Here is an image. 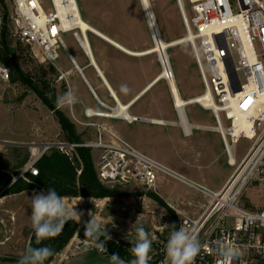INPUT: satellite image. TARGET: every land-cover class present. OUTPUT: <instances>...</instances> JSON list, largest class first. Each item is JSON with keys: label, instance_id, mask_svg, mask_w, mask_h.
<instances>
[{"label": "rangeland", "instance_id": "374dc122", "mask_svg": "<svg viewBox=\"0 0 264 264\" xmlns=\"http://www.w3.org/2000/svg\"><path fill=\"white\" fill-rule=\"evenodd\" d=\"M149 2L156 18L161 39L165 44L169 45L181 40L188 34L190 29H188L186 20L189 21L192 15L190 0H149ZM77 4L84 21L131 52L143 53L156 46L141 0H77ZM44 7L45 10H52L50 1H47ZM12 14L11 0H0V32L3 29L4 20H6L8 42L15 54L16 64L22 70L27 82L31 83H24L20 75H16L13 80L11 77L10 83L0 89V140L6 142V146H0V178L3 179L19 174L23 168L21 167L22 163L34 153L35 148L26 147L27 144L70 140L58 120L57 111L63 112L75 126L79 142H96L97 136H99L98 128L89 125L90 123L97 124L93 121L94 118L86 120L78 114L79 107L82 105L80 98H90L91 94L81 83L80 76L76 72L72 71L71 75L66 74L67 70L72 68L71 59L66 51L63 48L60 49L61 58L56 66L44 62L37 50H31L21 44L11 34ZM74 32L81 35L79 30ZM74 32L64 34L63 40L68 50L77 59H81L84 58V52L75 39ZM191 32L195 34L194 31L191 30ZM88 37L95 56L107 70L108 77L117 80L120 87H127L129 92L133 90L134 95L163 73V66L158 53L142 56L126 54L93 33L89 32ZM0 47H2L1 42ZM166 53L173 70V79L181 97L188 100L203 95L204 84L196 61L194 42H181L179 45L167 47ZM10 72L12 73V68H10ZM73 83L76 84L73 85ZM32 85L41 91L44 97L32 89ZM47 86L48 90H44V87ZM69 89L74 91L78 98L77 102L63 107L58 106L57 97ZM119 95H121L120 92ZM44 98L50 101V106L45 103ZM108 105L102 107V110L98 112H116L117 104L115 101ZM132 108H134L133 113L136 116L141 115L148 120L143 124L150 128L149 133L147 132V138L139 137L137 142L128 141L125 137L122 140L145 155H151V151L160 150V152L167 153L173 149L172 155L176 163L194 170L196 169V161L190 163L185 154L196 156V147H199L200 150L208 149L200 161L202 165L200 173L205 180L198 182L211 190H217L222 186L225 177L233 168L227 163L228 155L224 150L219 134L209 133L215 131L208 129L197 130L195 135L190 137L181 135L182 140H180L171 132L172 125L160 126L149 122L153 119L164 122L176 119L175 104L170 93L168 79L163 78L151 87L134 103ZM186 112L191 123L217 128L213 114L208 108L193 104L186 107ZM91 113L95 114L96 112L91 111ZM97 125L101 127L102 133H106V137H103L104 144H120L117 139L109 134L107 127ZM223 126L225 128L229 126L225 119ZM136 131L142 134L143 127L136 125ZM183 139L187 143H184ZM252 143L251 140L245 138L239 140L235 147L238 161L246 155ZM90 149L96 174L105 187L128 194L143 193L142 196H119L98 204L99 207L103 208L102 216L111 218L113 221L112 225L117 230V239L115 240H123V242L136 240L137 242L135 227L143 226L152 241L149 254L153 255L154 259L158 257L156 262H159V258L160 262H163L164 256L167 254L164 248L170 233L177 224L175 218L179 224V216L171 210L168 205L170 203L165 202L168 206L165 207L161 202L148 196L147 193L153 192L163 195L164 190L159 185L154 191L147 190L139 182L121 184L117 182L107 183L101 180L99 165L102 156L109 150L106 148ZM167 186L170 188L173 186L181 194L178 199H181L183 203L180 201L173 202V204L183 211L189 210L186 205L188 199L203 201L199 193L178 182ZM3 189L4 187L0 184V193ZM246 197L253 200L257 207H263L264 197L257 185L249 187L245 194ZM65 205L67 208L69 207L68 204L65 203ZM89 207L94 208L95 203L93 201L91 203L81 201L73 206L78 214V209ZM0 212L2 213V211ZM136 221L137 224L131 227ZM2 234L9 237L6 243L1 242V240H5L4 236L1 237ZM16 235L13 231H8L6 234L0 231V264H17L19 258L24 254L27 248L26 243L24 240L18 239ZM77 248L85 249L79 246ZM162 250H164L163 254L161 253ZM100 253L94 246L88 245L86 251L74 262L77 264H103L104 261H101Z\"/></svg>", "mask_w": 264, "mask_h": 264}, {"label": "built area", "instance_id": "2783aa9c", "mask_svg": "<svg viewBox=\"0 0 264 264\" xmlns=\"http://www.w3.org/2000/svg\"><path fill=\"white\" fill-rule=\"evenodd\" d=\"M47 1L51 3V11L45 10ZM190 2L192 15L186 22L189 31L195 33V55L204 92L211 93L209 110L229 159L234 157L231 147L236 146L241 138L253 142L246 155L235 162L223 187L213 191L189 181L110 131L109 134L120 144H104L101 127L94 123L89 125L98 128L96 142L69 140L27 144L26 147L35 148L37 153L19 174L12 176V182L19 179L30 182L29 174L39 175L38 161L53 149L72 158L78 148H106L109 151L102 156L99 165L101 180L121 184L139 182L147 190L155 191L159 175L163 174L186 184L202 196L201 202L192 199L186 202L188 211L168 204L179 216L178 229L183 224L198 233L203 247L194 264H222L223 258L217 251L218 240L239 247L240 255L233 258L231 264H264V205L259 208L253 200L245 198L251 185H257L264 197V0ZM11 3V34L21 44L37 50L44 62L56 66L61 58V48L69 54L63 35L76 31L70 12L63 18L59 16L58 6L68 8L69 0H11ZM74 37L82 47L79 33L74 32ZM170 76L174 77L172 69L167 75L168 80ZM10 81V68L0 56V89ZM244 116L252 122V137L243 132L232 134V129ZM224 119L229 124L227 128L223 126ZM185 133L189 134L191 130ZM0 146H6V142L0 140ZM159 264H170L167 254Z\"/></svg>", "mask_w": 264, "mask_h": 264}, {"label": "crops", "instance_id": "0c3cea01", "mask_svg": "<svg viewBox=\"0 0 264 264\" xmlns=\"http://www.w3.org/2000/svg\"><path fill=\"white\" fill-rule=\"evenodd\" d=\"M111 40H113V39H111ZM113 41L116 42L115 40H113ZM116 43H118V42H116ZM120 46H122V45H120ZM123 48L126 49L127 51L131 52L126 47H123ZM81 49H82V47H81ZM91 49H92V46H91ZM117 49H119V48H117ZM119 50H121V49H119ZM82 51L84 52V58H81V59H77V57L74 56L70 51H69V54L67 53L71 59L72 68L67 70L66 74L71 75L72 71L76 72L80 76L81 83H83L86 90H88L89 93L91 94L90 98H85V99H83V97L80 98V102L82 105L79 107L78 114L80 116L84 117L86 120H89L90 118H94L93 121H95L97 124H100L102 126L107 127L111 133H113L114 135H116L117 137H119L121 139H123L125 137L128 141L137 142L139 137H143V139L145 137L147 138L150 128L147 127L146 124H143V123H145V121H148V120L146 118L142 117L141 115L136 116L133 113L134 108H132V107L137 100H139L146 92H148V90L151 87H153L161 79H158V81L155 82V80L158 78L157 77L154 81L151 82V83H153V82H155V83H153V84L149 83L144 89L139 91L136 95L133 94V92H132L133 90H131V92H129V90L127 92L122 91V87H120L119 82L117 80H115L114 78L108 77L107 70L104 69V66L102 65V63L99 62V60L97 59L93 49L91 51H92V54H93L94 59L96 61L97 69L93 66V63L90 61V59L86 55L85 50L82 49ZM126 54H129V53H126ZM130 54L135 55L134 52L133 53L131 52ZM100 72H102V74L106 78V80H105V81H107L106 83L107 84L109 83L112 90L117 95L118 101L123 105L131 104V105H129V108L126 111L127 114L130 116V119L129 118L127 119V117L124 115L114 117V118L101 117V116H97L95 114H92V116H91V111H93V112L101 111L102 107H104V106L107 107V106H109L108 105L109 103H114V101H116L113 98L112 92L108 90L105 82L99 76ZM71 84H72V82H71ZM75 84L76 83H73V85H75ZM147 88H148V90L145 91ZM169 89H170V87H169ZM119 92L121 95H119ZM179 93H180V91H179ZM138 94L139 95L141 94V95L139 96ZM171 96H172V94H171ZM172 99H173V102L175 104L176 119L174 118L173 121H169V122H164V121H161L159 119H153V120H149V122H151L155 125H160V126L161 125H172L170 128L171 132L173 133V135L177 136L180 140H182L181 135H183L184 137H190L193 134L195 135V131H197V130H207L208 129L210 131L211 130L215 131V132H209V133L219 134L217 128L209 127V126H202V125H198V124L190 122L188 115H187V112H186V107L193 105V104H189V105L184 106L183 111H181L177 107L173 96H172ZM191 99H193V98H191ZM188 100H190V99H188ZM188 100H185V101H188ZM116 104H117V110H116V112L111 113V114L120 115L121 108H120L119 104L117 103V101H116ZM198 105L201 106V104H198ZM202 107H204V106H202ZM204 108H207V107H204ZM183 115H184V117H183ZM157 121L161 122V123H155ZM135 123H137V124H135ZM136 125L143 127L142 134L140 132L136 131ZM186 130H191V134L187 135L185 133ZM102 136L106 137V133H102ZM220 137H221V135H220ZM97 138H98V136H97ZM221 140H222V137H221ZM183 141H184V143H187V141H185L184 139H183ZM222 143H223V140H222ZM223 146H224V150H225L226 154L228 155L224 143H223ZM235 147L236 146L231 147V152L234 153V157L232 156V158L229 159V156H228V159H227L228 165L233 169H234L233 165L235 164L236 161H238L236 159L237 153H236ZM207 150L208 149H205V148L200 150L199 147H196V151H195L196 156L188 154V153L185 154L186 159L190 160V163H192V161H196V169L195 170H197V171H195L192 168L191 169L187 168L186 166L184 167V165H181L179 163H176L175 158L172 155L173 149L172 150L170 149V151L167 153L162 152V151L160 152V150L151 151L150 152L151 155L147 154V156H149L152 159L160 162L161 164H163L164 166L169 168L171 171H173L177 175H179V176H181V177H183L189 181H192V182L198 183L202 186H205L198 181H204L205 180V178L200 173V170L202 167L200 161L202 160L203 156L206 154ZM91 154H92V152H91ZM92 158H93V156H92ZM93 161H94V159H93ZM232 172H233V170L230 171L228 173V175L225 177V180L222 183V186L219 189L213 190V191L220 190L223 187V185L225 184V182L228 180V178L230 177ZM192 178H194L196 180H194ZM167 179H170V180H167ZM12 180L7 186L4 187V189L2 191L3 193L5 192V190L8 187H10L13 184ZM167 181H169V182H167ZM173 182L175 184L178 182V183L188 187L189 189L193 190L192 188H190L186 184L178 181L175 178L160 174L159 178H158L157 187L159 185L160 188H162L165 193L163 195H161V194L160 195L157 194V195L164 202H167L170 204H173V202H180L181 201V199H178L181 197V194L177 190H175V188L173 186H172V188L167 186V185H173L174 184ZM205 187H207V186H205ZM40 191H45V190H43V189L24 190L22 192L10 194V195H6V196H2V194H3L2 192H1L2 194L0 193L1 194L0 195V211H2V213H3L2 214L0 212V219H1L0 231L4 232L5 234L8 233V231H13L14 233L17 234L16 236L18 239L20 238V239L24 240L27 247L30 245V240H31L32 234L34 232V229L32 227V221H31V213H32L31 197H32L34 192H40ZM193 191H195V190H193ZM195 192H197V191H195ZM115 198H117V197H115ZM108 199H111V198L96 199V198H92V197H81V196L80 197H64L65 203L68 204V206H69L68 209L70 211L72 209L75 211V209L73 208L74 204L79 203L81 201H83V202L88 201L89 203H91V201H93L95 203L94 208L89 207L86 209L85 208L84 209H78L79 214L77 212L76 213L79 216H72L70 218V219H74L78 223L79 230H81L87 222H89L92 218H94L98 223L101 224V227L105 226L107 232L112 237V240L114 242H123V240L122 241L115 240V239H117V235H116L117 230L114 227V225H112L113 221L111 218H108L106 216H102L103 208L98 206V204L104 203V201H107ZM188 200H190V199H188ZM3 236H4L5 240L4 241L1 240V242L6 243L9 239V237H6V235L2 234L1 237H3ZM75 241H76V245H75ZM83 241H84V239H82L79 236V233H76L74 238L64 248V250H62L60 253H58L56 255V257L51 262V264H77L74 261L77 258H79L82 253H84L86 251V247H85V244ZM134 241H131V242L124 241L129 246L127 249H128V252L130 254H131L130 249L134 245L133 243H136V240H134ZM88 245H90L91 247L93 246L91 244V242H89ZM77 246L85 248V249L80 250L79 248H77ZM100 255L102 257L101 261H104L103 264H112V262L110 260L111 254H109L108 252H105V253L101 252ZM131 256H132V254H131ZM149 256H150L149 264H159L160 263V258L158 260L159 262H155V261H157L156 259L158 257L154 259L153 255L149 254ZM133 259H134V257H133Z\"/></svg>", "mask_w": 264, "mask_h": 264}, {"label": "trees", "instance_id": "16d2710c", "mask_svg": "<svg viewBox=\"0 0 264 264\" xmlns=\"http://www.w3.org/2000/svg\"><path fill=\"white\" fill-rule=\"evenodd\" d=\"M5 22L6 20H4L3 29L0 32V42L2 45V47H0V56L3 62L10 68H12V80L16 75H20V77L25 83L27 82L26 77L24 76L20 67L16 64L15 54L9 46L8 31ZM27 83L29 84L31 82L28 81ZM31 87L32 89H35L38 94L43 95L42 92L37 90L33 85ZM47 88L48 86L44 87V90H48ZM44 101L50 106V101L47 98H44ZM56 113L58 120L64 131L67 132L69 139L78 141L76 128L69 120V118H67L61 111H57ZM36 153L37 151H34V153L31 154V156L25 162L22 163L21 167H23L32 158H34ZM37 167L39 169V175L33 176L29 174L30 182H26L22 179L15 181L10 187L5 190L2 196L19 193L24 190L34 189H43L45 190V192H47L49 188L55 189L57 193L62 197L81 196L103 199L115 198L119 196L143 195V193H122L116 189L105 187L96 174L95 165L93 162L90 148H78L76 154L73 155L72 158L53 149L41 157V159L37 163ZM4 179L0 178V184L3 187L7 186L11 182L12 177L7 178L5 180ZM147 194L148 196L154 198L156 201L161 202L165 207H168L167 204L157 194L153 192H148ZM175 220L177 223L175 228L178 229V220L177 218H175ZM84 231L85 227L79 230L78 223L74 219H69L65 224L64 229L58 236L45 239L40 245H37L35 243V233L33 232L29 246L50 247L53 250V254L44 261V264H51L56 255L62 250H64V248L74 238L76 233H79V236L85 240L86 238L84 237ZM103 239L104 238L101 237V240ZM105 243L107 247V252L109 254L118 253L120 258L125 261H130L133 259L127 249L129 246L125 242H114L111 239L109 241H105Z\"/></svg>", "mask_w": 264, "mask_h": 264}, {"label": "clouds", "instance_id": "9594fccd", "mask_svg": "<svg viewBox=\"0 0 264 264\" xmlns=\"http://www.w3.org/2000/svg\"><path fill=\"white\" fill-rule=\"evenodd\" d=\"M122 91L127 92V87H122ZM76 102L77 98L72 89L58 96L56 100L57 105L60 107ZM31 207V221L37 245H40L45 239L58 236L72 216H79L73 209L70 211L66 207L64 197L59 195L53 188H49L47 192H34L31 197ZM136 224L137 221L131 227ZM84 227V237L86 239L83 242L85 247L87 248V245L91 242L99 252H107L105 241L111 240L112 237L105 226L101 227V224L92 218ZM135 232L137 233V242L130 249L134 259L125 261L120 258L118 253H113L110 256L112 264H148L152 241L143 226H136ZM101 237L104 239L101 240ZM216 244L217 251L223 258L222 264H231L232 259L240 255L239 247L232 243L218 240ZM202 247L198 233L195 230H188L182 224L179 229L175 228L170 233L166 253L170 264H194V260ZM52 254L53 250L48 246H28L17 264H44V261Z\"/></svg>", "mask_w": 264, "mask_h": 264}, {"label": "bare ground", "instance_id": "6f19581e", "mask_svg": "<svg viewBox=\"0 0 264 264\" xmlns=\"http://www.w3.org/2000/svg\"><path fill=\"white\" fill-rule=\"evenodd\" d=\"M143 5H144V11L146 13V17L148 20V23L150 25L153 37L156 39L157 44L155 47H153L152 49H150L147 52H143V53H135V56H142L145 54H152V53H158L159 57H160V61H162V66H163V73L161 74V76H159L156 80L158 81V79H167V75H169L170 73V62L169 59L167 57V53H166V48L167 47H172V46H176L177 44L179 45V43L181 42H194L195 40V36L194 34L189 31L188 34L182 38L181 40L175 41L169 45L165 44L162 39H161V35L159 33V28L158 25L156 23V18L154 15V12L151 8L150 2L149 0H143ZM58 11H59V16L60 17H65L68 15L72 18V23L73 26H75L76 30H79L80 32V36L82 38V48L85 50L86 55L88 56V58L90 59V61L93 63V66L97 69L96 67V61L94 59V56L92 54V49H91V45H90V41H89V37L88 34L93 33L96 36L100 37L101 39L105 40L106 42H108L109 44L113 45L116 48H119L122 50V52L125 53H131L129 51H127L126 49H124L122 46H120L118 43L114 42L113 40H111L110 38H108L106 35L100 33L99 31H97L96 29H94L92 26H90L86 21H84L82 19V16L80 14L79 11V7L78 4L76 2V0H69V6L68 8L64 7V6H58ZM133 53V52H132ZM99 76L103 79V81L105 82L107 88L109 91L112 92L113 98L114 100L117 101V103L119 104L120 108H121V113L120 115H113L111 113H105V112H96L95 115L97 116H101V117H106V118H114V117H118V116H126L127 119H130V116L127 114V109L129 108V105L131 104H127V105H123L118 101V97L115 94V92L112 90L111 86L109 85V83L107 84L105 81L106 78L104 77V75L102 74V72L99 73ZM169 87H170V92L174 98V101L177 105V107L179 108V110L183 111V107L189 104H201V106L210 108V106L212 105V96L210 92H204L203 95L197 96L193 99H190L188 101H185L184 99L181 98L177 84L175 82V80L173 78H169ZM153 82V83H155ZM151 83V84H153ZM149 88V87H148ZM148 88L145 90L147 91ZM144 91V92H145ZM143 94V93H142ZM139 95V94H138ZM141 95V94H140ZM139 95V96H140ZM115 101V102H116ZM132 103V102H131ZM118 112V111H117ZM93 113H91L92 115ZM184 117V115H183ZM184 122V121H183ZM155 123H161V122H155ZM251 126H252V122L249 121V118L247 116L242 117L240 123L236 124L235 127L232 129V134H238L240 132H243L245 134H249L252 137V133H251Z\"/></svg>", "mask_w": 264, "mask_h": 264}, {"label": "water", "instance_id": "95a60500", "mask_svg": "<svg viewBox=\"0 0 264 264\" xmlns=\"http://www.w3.org/2000/svg\"><path fill=\"white\" fill-rule=\"evenodd\" d=\"M141 2H142V5H143V0H141ZM143 7H144V5H143ZM145 14H146V13H145ZM154 40H155V42H156V44H157V41H156L155 38H154ZM161 64H163L162 61H161Z\"/></svg>", "mask_w": 264, "mask_h": 264}, {"label": "snow or ice", "instance_id": "6c2138e0", "mask_svg": "<svg viewBox=\"0 0 264 264\" xmlns=\"http://www.w3.org/2000/svg\"><path fill=\"white\" fill-rule=\"evenodd\" d=\"M52 31H53V33H55V29H53ZM244 106L246 107V105H244Z\"/></svg>", "mask_w": 264, "mask_h": 264}]
</instances>
